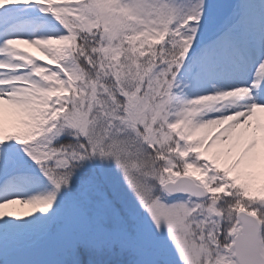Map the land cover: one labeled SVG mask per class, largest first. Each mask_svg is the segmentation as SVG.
I'll list each match as a JSON object with an SVG mask.
<instances>
[{
  "label": "snow or ice",
  "instance_id": "6c2138e0",
  "mask_svg": "<svg viewBox=\"0 0 264 264\" xmlns=\"http://www.w3.org/2000/svg\"><path fill=\"white\" fill-rule=\"evenodd\" d=\"M0 264H264V0H0Z\"/></svg>",
  "mask_w": 264,
  "mask_h": 264
},
{
  "label": "rangeland",
  "instance_id": "374dc122",
  "mask_svg": "<svg viewBox=\"0 0 264 264\" xmlns=\"http://www.w3.org/2000/svg\"><path fill=\"white\" fill-rule=\"evenodd\" d=\"M21 47H27L28 51L31 52L34 56L40 57L42 60L48 61V63L51 64V61H49L48 58L46 56H44V54L41 53L35 47L25 46V45H21ZM10 207L13 210H15L17 212V214H19V215H24V214H26L31 209V206L30 205L20 204V203H17L15 205L10 206Z\"/></svg>",
  "mask_w": 264,
  "mask_h": 264
}]
</instances>
